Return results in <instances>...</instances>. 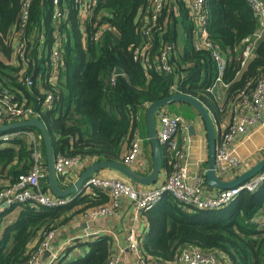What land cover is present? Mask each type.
Here are the masks:
<instances>
[{"label": "trees", "instance_id": "1", "mask_svg": "<svg viewBox=\"0 0 264 264\" xmlns=\"http://www.w3.org/2000/svg\"><path fill=\"white\" fill-rule=\"evenodd\" d=\"M65 1L70 14L55 22L54 0H30L22 31L24 0H0V90L17 92L26 106L33 107L49 131L55 158L64 155L123 163L134 130L148 137L147 107L173 95L175 83L179 91L200 100L216 121L222 122L220 105L208 92L218 76V65L208 50L194 48L195 25L185 0L165 1L151 44L143 35L144 24L151 21L150 0H98L94 17L84 29L74 0ZM205 7L210 15L209 40L220 47L227 60L225 110L242 94H251L264 74V38L243 67L244 40L260 30L248 0H206ZM106 23L113 30L94 40L98 26ZM55 35L62 39L65 69L58 82L50 84L45 76L52 64ZM20 42L26 43L22 64H18V55L17 63L12 61ZM166 49L173 73L160 66ZM117 68L124 74L116 75ZM30 76L33 85L28 88L25 80ZM37 80L43 82L37 84ZM50 93L54 100L47 104ZM172 113L189 121L197 115L188 110ZM25 130L37 136L45 151L39 130ZM5 145L0 150V191L34 165V148L27 137L13 138ZM168 159L164 156L165 166ZM43 186L48 190L47 183ZM91 189L94 193L86 194L85 190L60 208L22 204L4 209L0 215V264H28L45 233L109 202L107 192ZM262 209L264 183L255 192L242 191L228 206L217 210L185 208L166 194L145 212L148 231L140 250L146 259L164 263L173 262L182 249L192 246L203 252L218 250L231 264H264V226L255 220ZM16 210L19 216L8 218ZM38 237V246L31 247ZM111 245L109 237L77 244L81 254L68 258L75 247L67 248L55 264H107Z\"/></svg>", "mask_w": 264, "mask_h": 264}, {"label": "built area", "instance_id": "2", "mask_svg": "<svg viewBox=\"0 0 264 264\" xmlns=\"http://www.w3.org/2000/svg\"><path fill=\"white\" fill-rule=\"evenodd\" d=\"M165 1L150 0L151 21L144 24L143 28V35L147 38L148 44H151L152 30L156 26L157 19L163 10ZM248 2L253 13L259 20L260 30L253 37H248L244 40L243 67L253 57L257 43L264 38V0H248ZM97 3L98 0H74V8L78 10L82 26H86L87 21L94 17V10ZM185 3L189 9L190 18L195 25L193 32L194 48L197 51L208 50L218 65V76L215 82L208 88V92L213 94L216 102L219 103L223 118H227L216 151L217 171L221 173L227 170H237L241 168L242 162L235 154L233 148L234 141L239 136L246 135L256 127H264V74L257 82L251 94H242L238 101L223 110L225 97L222 96L221 92L223 90L226 96L225 91L229 86L223 81L227 60L220 47L209 40L210 15L205 7L206 0H185ZM29 5L30 0H24L21 21L22 31L27 24ZM54 9L55 13L53 18L55 22L61 18H67V15L70 14V9H68L65 0L62 3L59 0H54ZM106 30H113V28L108 23L98 26L94 40H97ZM54 37L56 40L55 47L50 56L52 64L46 77V81L50 84H56L62 70L65 69V62L61 54V48L63 46L62 39L58 35ZM16 55L20 56L22 61L26 60L25 42L18 44ZM161 63L160 66L164 72L173 73V66L169 62L168 49L162 52ZM25 82L26 86L30 88L33 85V77L26 78ZM171 90L174 94L181 93L178 90L177 83L171 87ZM53 100V94H48L46 103L52 104ZM158 116L160 121L158 139L161 148L164 149L169 158L171 168L167 179L152 189L142 190L138 189L131 181L126 179H107L93 175L88 180L89 186L87 188L103 190L109 194L110 199L105 205L88 209L85 212V216L88 219L117 216L121 207L120 200L127 198L133 204L135 219L139 220L143 213L152 209L166 194L174 197L185 208L217 210L228 206L242 191L255 192L264 183L263 169L253 179L228 190L211 192L207 186L206 174L202 177H197L195 185H190L188 183L189 170L185 162L187 143L185 139L183 141H179L178 139V134L184 125V119L182 116L173 115L165 109L161 110ZM31 118H39V116L33 107L26 106L19 99L17 92L8 89L0 90V126ZM4 121L8 122L4 123ZM34 136L31 131L21 128L0 133V150H3L6 146L5 144L16 137H27L30 139L32 145H35L33 156L34 165L32 169L27 173L19 175L16 181L0 191V215L4 209L14 205L29 204L32 207L54 209L67 206L71 202L70 198L56 197L44 188L43 181L47 176V168L36 152L38 138L36 141ZM143 142L144 138L141 136L140 131L138 129L134 130L129 149L123 156V164L130 167L137 160L141 153ZM80 160L81 158H70L64 155H58L55 158V172L57 176L64 174L67 168L76 165ZM258 223L264 226V217ZM56 235V230H51L44 234L43 240L37 248V254L28 264H39V257L49 248L50 244L56 238ZM141 235L139 228L134 226L130 230L127 238L128 248L134 255L137 264H231L218 250L203 252L199 248L192 246L182 249L176 256V259L171 263H164L159 260H148L140 250ZM60 254L57 253L54 255L48 264H55ZM121 263L120 255L111 253L107 264Z\"/></svg>", "mask_w": 264, "mask_h": 264}, {"label": "crops", "instance_id": "3", "mask_svg": "<svg viewBox=\"0 0 264 264\" xmlns=\"http://www.w3.org/2000/svg\"><path fill=\"white\" fill-rule=\"evenodd\" d=\"M84 26H82V29ZM66 38V34L64 35ZM44 40H42L43 42ZM85 42V40H84ZM42 45H40V48ZM19 58L15 53L12 55V61L15 63ZM22 60L18 64L21 63ZM17 63V62H16ZM26 64V63H23ZM47 74L45 76V79ZM42 80H37V84H41ZM222 96L225 97V93L221 92ZM166 111L172 113V110H188L195 112L196 118L193 121L185 120L184 117V125L182 126L178 139L179 141L186 140L187 149L185 151V162L189 170V179L188 183L190 185H195L197 182V177H202L207 173L208 169V139L206 134V129L204 123L191 106H187L184 103H174L169 107L165 108ZM212 119L214 116L211 114ZM263 116H264V106H263ZM215 119V118H214ZM146 120V119H145ZM227 122V118H223L221 123H218L215 119L214 128L216 131V136L218 138V142L221 140L223 130L225 128V124ZM147 124V123H146ZM191 125L195 126L196 133L194 135H190L189 127ZM156 127L159 130L160 121L159 116H156ZM148 136V129H147ZM233 148L235 154L242 162V166L237 170H227L225 172L218 173L221 178L225 181L232 180L243 173H246L251 168H253L256 164H258L262 159H264V127H256L250 130L246 135L239 136L233 143ZM129 149V148H128ZM128 149L124 152V155L127 153ZM163 152V151H162ZM164 153V152H163ZM123 155V156H124ZM166 157L167 154L164 153ZM168 157V156H167ZM169 160V159H168ZM98 159H81L76 165L69 167L66 169L64 174L58 176V181L61 183L62 187H68L74 184L80 177V175L89 168L92 164L97 162ZM100 161V160H99ZM165 162V161H164ZM168 166L163 165L158 182L153 185H136L127 177H125L122 173L113 170V169H104L98 171L95 176H99L101 178L113 179V178H121L131 181L138 189L148 190L152 189L161 183H163L170 172ZM131 169L136 171L138 174L149 175L152 172L153 168V154H152V146L149 141V136L144 138V142L141 147V153L137 160L130 166ZM206 177V175H205ZM253 179V178H252ZM47 183V181H43V185ZM48 184V183H47ZM208 186V185H207ZM260 187L257 188V190ZM211 192H217L218 190L211 189L208 187ZM49 190V189H48ZM86 194L94 193L91 188H87ZM83 190V192L85 191ZM256 190V191H257ZM77 194V193H76ZM73 194L70 197V200L73 201L77 198L76 195ZM82 194V193H81ZM80 194V195H81ZM110 198V196H109ZM121 207L119 209V214L113 217H97L95 219H88L85 216V212L79 213L74 216L69 222L60 225L57 229L56 238L50 244L49 248L45 250V252L39 257V264H48L51 262L54 255L57 253L64 252L67 248L75 247L72 253H69L68 258H72L78 254H81L82 250L80 247H76L77 244H81L88 241H94L100 237H109L112 243V253L119 254L121 257V264H137L136 259L132 252L128 248V234L132 227L136 226L139 228L141 232V237H143L144 233L148 231V222L145 213H143L139 220H136L134 217V207L132 202L127 198H122L120 200ZM224 208V207H223ZM20 211L16 210L11 213L8 218L15 219L19 216ZM264 217V209H262L259 214L255 217V220L259 222ZM39 237L36 238L33 242H31V247L38 246Z\"/></svg>", "mask_w": 264, "mask_h": 264}, {"label": "water", "instance_id": "4", "mask_svg": "<svg viewBox=\"0 0 264 264\" xmlns=\"http://www.w3.org/2000/svg\"><path fill=\"white\" fill-rule=\"evenodd\" d=\"M116 75L124 74L123 70L117 68L115 71ZM174 103H185L191 106L201 117L207 134L208 139V169L206 173V182L208 187L218 191L228 190L242 185L248 180H251L256 175H258L264 169V159H262L258 164L251 168L246 173L229 180L225 181L221 178L217 171L216 162V151L218 146V138L216 136V131L214 128V123L210 111L202 104L197 98L186 94L177 93L173 94L168 98L152 103L147 107L146 110V123L148 129L149 141L152 146L153 154V168L149 175L138 174L136 171L131 169L120 162H112L109 160H100L92 164L87 168L79 177V179L68 187H62L61 183L58 181V176L55 172V156L52 148V142L50 138L49 131L40 118H31L28 120L17 121L14 123L6 124L0 126V133L7 132L13 129H28L36 128L40 132V136L43 140L45 146L46 154V168H47V186L49 191L56 197L67 198L73 194L80 195L83 190L87 189L89 186L88 180L95 175L98 171L104 169H113L122 173L125 177L131 180L136 185H153L158 182L161 169L164 165V154L158 139V129L156 127V116L157 114ZM190 135L196 133L195 126L191 125L189 127Z\"/></svg>", "mask_w": 264, "mask_h": 264}, {"label": "rangeland", "instance_id": "5", "mask_svg": "<svg viewBox=\"0 0 264 264\" xmlns=\"http://www.w3.org/2000/svg\"><path fill=\"white\" fill-rule=\"evenodd\" d=\"M212 120H213V122H215V119H214V118H213ZM34 137L36 138V141H37V137H36V136H34ZM27 139H29V138H27ZM29 140H30V139H29ZM33 148H35V145L33 146ZM36 152H37V154L40 156L42 162H43L44 164H46L45 151H44V148L42 147V145H41L40 143H38V148H37V146H36Z\"/></svg>", "mask_w": 264, "mask_h": 264}]
</instances>
